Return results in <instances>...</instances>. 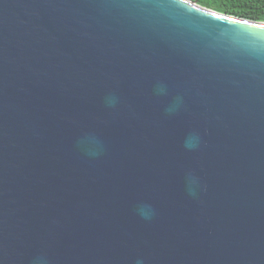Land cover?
Masks as SVG:
<instances>
[{"label": "water", "instance_id": "obj_1", "mask_svg": "<svg viewBox=\"0 0 264 264\" xmlns=\"http://www.w3.org/2000/svg\"><path fill=\"white\" fill-rule=\"evenodd\" d=\"M0 264H264V22L0 0Z\"/></svg>", "mask_w": 264, "mask_h": 264}, {"label": "trees", "instance_id": "obj_2", "mask_svg": "<svg viewBox=\"0 0 264 264\" xmlns=\"http://www.w3.org/2000/svg\"><path fill=\"white\" fill-rule=\"evenodd\" d=\"M226 15L264 22V0H190Z\"/></svg>", "mask_w": 264, "mask_h": 264}]
</instances>
